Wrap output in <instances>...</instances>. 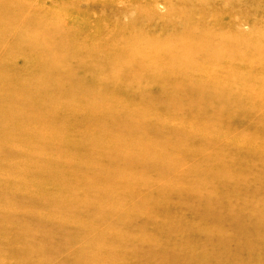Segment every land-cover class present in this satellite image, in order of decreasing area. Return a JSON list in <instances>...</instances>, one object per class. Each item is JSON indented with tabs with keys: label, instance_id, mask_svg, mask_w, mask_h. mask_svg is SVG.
Returning <instances> with one entry per match:
<instances>
[{
	"label": "rangeland",
	"instance_id": "1",
	"mask_svg": "<svg viewBox=\"0 0 264 264\" xmlns=\"http://www.w3.org/2000/svg\"><path fill=\"white\" fill-rule=\"evenodd\" d=\"M12 1L42 20L0 7V264H264V0ZM32 47L84 76L45 91Z\"/></svg>",
	"mask_w": 264,
	"mask_h": 264
},
{
	"label": "bare ground",
	"instance_id": "2",
	"mask_svg": "<svg viewBox=\"0 0 264 264\" xmlns=\"http://www.w3.org/2000/svg\"><path fill=\"white\" fill-rule=\"evenodd\" d=\"M14 1H17L19 2L20 0H14ZM193 1V0H192ZM228 2V1H227ZM0 7H3L5 8L6 10V14H10L13 16L15 22H18L20 24V22L22 24H30L31 22H39L42 20V18H35V19H28L26 16L24 18H21V16H23L24 12L18 10L17 8L16 9H13V1L12 0H4L3 2L0 3ZM191 9V8H190ZM184 10V9H183ZM0 15H2V8L0 9ZM58 20V19H57ZM55 20V21H57ZM54 23V22H53ZM186 25L190 24V22H188L187 20H185L184 22ZM54 25H56V23H54ZM73 27H75V24H73ZM16 30L13 29V30H9L6 32V35H12L13 33H15ZM4 33V32H3ZM3 33L0 34V45H2V37H3ZM28 33L27 32L26 34H24L25 36L29 37L28 36ZM5 35V36H6ZM32 38V37H30ZM144 42V41H143ZM186 44V40H184L181 45H185ZM181 47H178L177 49H175V46L172 45L169 50H168V54L167 55H163L165 58H168V59H174L176 58V56H181L179 57V63L182 67H193L195 69H197L200 65L198 62H196L195 60H193L192 58H186V57H182V55H185V54H182V53H175L176 51L180 52L181 50ZM32 50L34 52H36L37 54H39L42 58H44V64L42 65V67L39 69V72L36 71V74L38 75V81L42 82V89H46L45 91L47 92H52V94L54 95H58L60 92H62L63 90H65L66 88H73V87H76V81L84 76V71H82L81 69H79L78 71H76L75 73H73V69H71L69 66H66V65H62L63 63L66 62V60L63 58V59H60L59 57H55V58H50L49 60L51 62L48 61L47 58L43 57L44 55H42L41 53L38 52L37 49L33 48L32 47ZM133 53V52H132ZM150 53H154V51H148V50H145V49H140L138 48L137 50H134V53L131 55V57H127L125 60H128V59H136V60H146L147 63L152 66L153 64V67L157 65L158 63V60L159 58L157 57L156 61L155 62H151L150 59H149V54ZM130 55V54H129ZM181 59H185L184 61L180 62ZM125 60L124 59H119L117 60V62H113L115 63L116 65V69L114 70V73L116 75H119L121 74V69L123 67V65L125 64ZM6 65L4 63H1L0 65V71H3L1 70V68H3V66ZM64 67V68H63ZM79 67V66H78ZM125 68V67H124ZM156 68V67H154ZM5 69H6V66H5ZM63 69H67L68 70V73H65L63 71ZM180 70L182 73H190L191 71H199V70H191V69H178ZM124 72V70H123ZM126 72V71H125ZM72 75V78L70 79L69 82H65V80L67 78H69V76ZM116 75H114V78L116 77ZM195 74H190V77L194 76ZM141 76H145L142 75ZM196 77V75H195ZM117 78V77H116ZM142 78V77H140ZM135 80V79H134ZM140 79H138L139 81ZM171 80V84H169V87L171 89H173V95L174 96H171V100L176 104V102H179V100L181 99V97H183V95H186V98H189V100H186V103L192 107V104H196V101L198 97H193L192 96V93L194 95L196 89L198 88L199 90V93H203L204 90H200V89H205L207 87H199L198 84H197V81H190L189 83H184L183 80H179L178 78H170ZM209 81H207V83H209L212 87H216L214 85H212V82L210 80V77L208 78ZM35 81V80H34ZM136 81V80H135ZM143 80H140L139 82H142ZM155 83H156V80H155ZM206 83V84H207ZM139 84V83H138ZM39 87V88H40ZM188 88H190L189 92L190 94H186L187 93V90ZM193 88V89H192ZM196 88V89H194ZM200 88V89H199ZM217 88V87H216ZM31 89V88H30ZM208 89V88H207ZM32 90V89H31ZM49 90V91H48ZM217 90V89H215ZM56 91V93H54ZM8 93V91L4 94V96L6 97V94ZM164 95V96H168L166 95L165 93V89H163V93H160L159 95ZM93 95V94H92ZM162 95V96H163ZM97 97V96H96ZM90 98H92L90 96ZM160 98V97H159ZM95 99V98H94ZM195 99V100H194ZM21 101L24 105L26 104H32V101L34 100V97L32 96L31 97H28L26 94L25 96H22V93H20L19 90L15 89V88H12L11 89V92H9V94L7 95V103L8 102H13V101ZM36 102V101H35ZM6 104V103H5ZM39 107L41 105V103L38 104ZM92 105H95L94 103ZM177 106H174L175 109L176 107H178V104H176ZM6 106L8 107V104H6ZM195 108V107H193ZM173 109V108H172ZM107 111V110H106ZM110 112V111H109ZM6 114H9L11 112H8L6 111L5 112ZM160 124V122H159ZM20 125V119H19V116L17 115L16 117L14 118H11L7 121H5V123L3 124V128L0 130V136L1 135H4V140L3 142H9L12 140L13 138V134H12V130L13 128H16L17 126ZM39 126H41L40 124H37ZM156 126V125H155ZM161 126V125H160ZM142 130H147L146 127H143ZM150 131V130H149ZM149 131H145L147 133H149ZM157 131V130H155ZM139 132V131H138ZM44 134V133H43ZM47 135V134H45ZM53 135V134H52ZM25 135L24 136H21L20 138L21 139H25ZM43 138V136H42ZM6 140V141H5ZM165 147V146H164ZM162 148V147H161ZM1 149V147H0ZM167 151V149H166ZM133 159L129 158V161H132ZM29 177V176H28ZM24 184V183H23ZM17 187V186H16ZM25 188V187H24ZM22 188V190L24 189ZM11 198V197H10Z\"/></svg>",
	"mask_w": 264,
	"mask_h": 264
}]
</instances>
